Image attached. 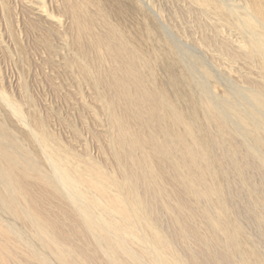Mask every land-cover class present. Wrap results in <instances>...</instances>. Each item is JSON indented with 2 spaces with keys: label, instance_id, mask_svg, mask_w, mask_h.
<instances>
[{
  "label": "bare ground",
  "instance_id": "obj_1",
  "mask_svg": "<svg viewBox=\"0 0 264 264\" xmlns=\"http://www.w3.org/2000/svg\"><path fill=\"white\" fill-rule=\"evenodd\" d=\"M144 1L58 0L49 21L113 168L63 137L15 38L0 264H264V0Z\"/></svg>",
  "mask_w": 264,
  "mask_h": 264
},
{
  "label": "rangeland",
  "instance_id": "obj_2",
  "mask_svg": "<svg viewBox=\"0 0 264 264\" xmlns=\"http://www.w3.org/2000/svg\"><path fill=\"white\" fill-rule=\"evenodd\" d=\"M44 1H46V2H44ZM155 1H154V4L156 3L157 6L153 7V9L156 11L158 6H159L158 4L160 3L159 2L160 0L159 1L155 0ZM4 2L7 3L8 10L10 11V13H9V11L8 12L5 11L6 13L4 12ZM144 2H147L146 4L149 5L148 0L147 1L145 0ZM161 2H162V0H161ZM44 3H47L46 4L47 6ZM57 4H59L58 0L57 1H55V0L54 1L53 0H0V78H1L0 79V85L3 86V88L5 90L8 89L9 92L16 94V96L19 95V94H17L19 91L17 90V88L15 89V87H14V85H16V83H17V80L19 79V76L21 77V75L19 74V69L17 68V66H15L16 64L13 61L14 59L16 61V56H15L16 53H14L15 38H16L17 40L23 41L22 43L25 46L27 53L30 55L29 56L30 61H31L30 65H31V70L33 71V75H30L28 82L30 81L31 84L36 83V84H33L34 89H32V88H30V89L34 90L32 92H33V94L35 92L34 95L37 97L39 103H41V105H43L44 108L47 107L49 109L50 115L52 116V118H54L55 123H57L59 120V122L57 123L56 126L59 129V131H61L63 137L65 139L69 140L70 137H72L74 135L73 136L74 138L72 137L73 141H78L80 143L83 142L82 144H85V146H87V150L89 149L88 150L89 152H91V153L93 152L94 154L92 153V155L98 160L102 161L104 159V157L106 156V160L109 161V164L107 163L108 167L113 168L114 165L112 163L110 153L108 152L110 149L108 148L109 146L107 145V142H105L106 139L104 138L105 137V134L103 132L104 129L100 128V127H104V126L100 125L101 121L103 120L102 119L103 117L100 118L98 116V114H96V112H95V110L97 109L98 103H97L96 99H94V96L88 90V88H86L84 85H82V83L80 82V79H78L77 71L73 67H72L73 69L70 68L71 62L69 61L70 57L68 56V50L65 49L66 47L64 46L62 39L60 37L58 38L59 35L55 34V33H57L56 29L49 24V21H51V18H53V20H54L58 15L61 14L60 7ZM42 5L45 6L44 9H43V7H41ZM53 7H54V9H53ZM37 9L41 11L42 15H40V13H39L40 11H38ZM49 9H50V12H49ZM46 11L49 13H47ZM2 13H4V14H2ZM7 13H9V14H7ZM50 13L53 14V15L51 14L52 17L50 16ZM44 15H47V16H44ZM48 15L50 16V18L48 17ZM42 16L48 17V19H49L48 22L43 21L42 18H40ZM44 22H46V23H44ZM46 26H47V28H46ZM47 29L50 32L47 31ZM48 32L51 33V35ZM39 33H40V35H39ZM13 34H15V35H13ZM52 35H53V37L51 38ZM55 35H56V37H55ZM12 39H13V41H12ZM45 39H47V41ZM60 39H61V42H60ZM11 46L13 49L11 48ZM7 50L11 51L12 53L8 52ZM9 55H11V56H9ZM63 56H64V58H62ZM63 66L65 68H63ZM58 68L60 70L63 69V70H61L63 72V74H61L62 72L59 71ZM65 70H66V72L68 71L70 74L68 72L66 73ZM70 70H71V72H70ZM56 71H59L61 73H59V72L56 73ZM71 73H72V75H71ZM69 75H71V76H69ZM72 76L74 78H71ZM32 78H34V79H32ZM1 81H2V83H1ZM47 81H50L51 83L47 82ZM30 83H29V86L32 87L30 85ZM48 83H50V84L48 85ZM76 84L78 87L76 86ZM54 85L56 87H54ZM51 86H53L54 88ZM55 90H56V94H55ZM69 90H70V92H69ZM57 91H59L60 93ZM74 91H75V94H74ZM41 92H42V94H41ZM85 94L86 95L88 94V95L86 96ZM39 96H41L42 98ZM44 96L46 97V99H44L45 98ZM57 96L58 97L60 96V97L58 98ZM77 96L81 97L82 99L77 97ZM47 98H48V100H47ZM72 99H73V101H71ZM45 100L47 102H44ZM94 101H96V102H94ZM47 103H49L50 106ZM89 104H90V106H89ZM92 105L95 108V110L92 107ZM52 106L55 108L51 109L50 107H52ZM76 106L78 107V109ZM84 106L86 107V109ZM87 106H88V108H87ZM90 107H92V108H90ZM91 109H93L94 111ZM50 110L51 111L53 110L52 111L53 113ZM56 111H57V113H56ZM72 111H73V113H72ZM91 111L94 112L92 115H91V113H92ZM96 111H97V113H99L98 109ZM89 112H90V115H89ZM53 114H54V116H53ZM95 115H97V116H95ZM57 117H58V120H57ZM96 117H98L99 119ZM100 119H101V121H100ZM74 122H76V123L74 124ZM62 124L63 125L68 124V125L63 126ZM98 125L100 126L99 127L100 129H97ZM67 126L70 129H67V131H65ZM70 126H72V127L74 126V127L71 129ZM69 132H71V133L68 134ZM95 132H96V134H95ZM77 135H79V136L77 137ZM95 135L97 138L95 137ZM101 138H104V139H101ZM96 139H98V140H96ZM85 141H87V142H85ZM97 141L101 142L102 144L99 145V142H97ZM98 145L99 146L102 145L101 147H103V149L99 147L100 148V150H99L97 148ZM101 151L104 152L105 154L102 153ZM98 153H102V154H99L100 155L99 156ZM95 155H97L98 157H96ZM109 156H110V158H109Z\"/></svg>",
  "mask_w": 264,
  "mask_h": 264
}]
</instances>
